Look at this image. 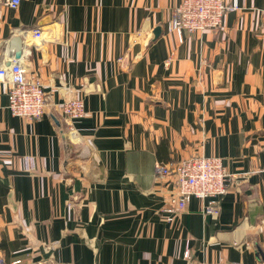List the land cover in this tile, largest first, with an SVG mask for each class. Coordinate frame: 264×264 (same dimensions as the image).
<instances>
[{
	"label": "crops",
	"instance_id": "obj_1",
	"mask_svg": "<svg viewBox=\"0 0 264 264\" xmlns=\"http://www.w3.org/2000/svg\"><path fill=\"white\" fill-rule=\"evenodd\" d=\"M181 1L0 0V67L18 62L47 102L26 120L0 91V260L264 263V0L179 37ZM74 98L88 117H65ZM193 156L223 161L220 214L192 199L169 220L176 178L155 166Z\"/></svg>",
	"mask_w": 264,
	"mask_h": 264
},
{
	"label": "built area",
	"instance_id": "obj_2",
	"mask_svg": "<svg viewBox=\"0 0 264 264\" xmlns=\"http://www.w3.org/2000/svg\"><path fill=\"white\" fill-rule=\"evenodd\" d=\"M232 2L228 5L224 0H182L172 12L169 29L179 37L184 32L216 31L222 26L225 14L238 9L237 1ZM21 3L22 0H6L5 6L16 10ZM33 34L41 40V29ZM1 88L6 92L8 109L13 116L32 121L43 119L47 107L43 86L37 79L28 78L27 71L18 62L0 67V91ZM61 109L65 117L73 121L89 115L84 102L78 98L66 100ZM26 165L32 168L33 158H26ZM171 175L176 178V192L163 209L169 220L180 215L192 199L207 201L206 212L214 216L220 214L219 198L226 192L228 179L220 158L193 156L176 164H156L155 176L166 178ZM184 258L188 264H196L188 252ZM0 264L6 263L0 260ZM10 264L23 262L15 259Z\"/></svg>",
	"mask_w": 264,
	"mask_h": 264
},
{
	"label": "water",
	"instance_id": "obj_3",
	"mask_svg": "<svg viewBox=\"0 0 264 264\" xmlns=\"http://www.w3.org/2000/svg\"><path fill=\"white\" fill-rule=\"evenodd\" d=\"M22 51L19 49L16 51L15 55H16V58L19 59L22 55Z\"/></svg>",
	"mask_w": 264,
	"mask_h": 264
}]
</instances>
